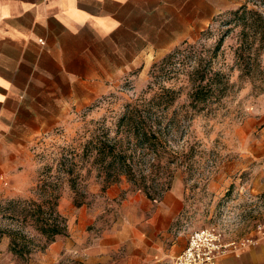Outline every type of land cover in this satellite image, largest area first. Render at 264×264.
Listing matches in <instances>:
<instances>
[{"label": "rangeland", "instance_id": "374dc122", "mask_svg": "<svg viewBox=\"0 0 264 264\" xmlns=\"http://www.w3.org/2000/svg\"><path fill=\"white\" fill-rule=\"evenodd\" d=\"M246 3L264 13V0H156L153 29L139 23L138 47H124L121 59L118 53L108 55L115 70L111 73L108 64L105 91L85 105L76 104L57 128L20 145L22 152L0 159V229L19 226L3 209L6 200L37 198L38 184L60 174L59 209L68 219V233L46 248L37 247L27 260L10 252V238L3 236L0 264H174L177 250L185 249L197 229L215 226L227 238L240 240L264 221L257 200L249 201L243 188L251 169H264V72L240 80L239 71L232 70L241 25L226 24L228 12ZM228 27L232 30L214 66L230 74L233 86L221 104L167 133L170 149L179 157L164 158L152 175L158 188L165 186L163 192L151 199L126 177L103 191L98 171L85 155L87 141L104 129L113 136L125 106L152 97L154 62L184 41L213 49ZM258 37L250 32L247 40L256 47L264 41ZM259 60L264 70V47ZM184 86V80L178 82L183 89L170 111L186 103ZM72 177L86 195L81 206L74 202Z\"/></svg>", "mask_w": 264, "mask_h": 264}, {"label": "crops", "instance_id": "0c3cea01", "mask_svg": "<svg viewBox=\"0 0 264 264\" xmlns=\"http://www.w3.org/2000/svg\"><path fill=\"white\" fill-rule=\"evenodd\" d=\"M155 1L0 0V159L105 91L108 64L115 70L108 55L138 47L140 21L153 29ZM250 171L245 196L263 215L264 169ZM217 264H264V238Z\"/></svg>", "mask_w": 264, "mask_h": 264}, {"label": "trees", "instance_id": "16d2710c", "mask_svg": "<svg viewBox=\"0 0 264 264\" xmlns=\"http://www.w3.org/2000/svg\"><path fill=\"white\" fill-rule=\"evenodd\" d=\"M228 14L231 18L226 20V24L236 22L241 25L232 70L239 71L240 80L249 78L255 72H264L259 60L264 41L255 47L247 40L250 32L255 37L264 38V13L250 9L246 3ZM249 15H253L254 21H249ZM231 30L228 27L213 49H205L197 41H184L154 62L150 71V86L155 90L152 97L128 103L115 124L113 136L104 129L96 131L87 141L85 155L89 157L91 168L98 171L103 191L126 177L151 199H156L155 195L163 192L165 186L158 188L152 175L164 158L175 160L179 157L171 151L167 133L179 127L184 120L209 110L211 105L221 104L233 86L230 74L214 66V57ZM167 80L174 82L167 85ZM181 80L186 84V103L182 104V108L170 111L183 89L177 88ZM73 164L77 165V161ZM63 165L64 159L60 168ZM60 175L56 179L42 180L37 186V198L5 201L3 209L10 212V217L16 219L19 226L16 229H0V238L8 236L9 251L21 259H29L34 249L46 248L59 236L68 233V219L59 209ZM70 186L75 192V204L81 206L85 202L82 197L86 195L77 187L75 177L70 179Z\"/></svg>", "mask_w": 264, "mask_h": 264}, {"label": "built area", "instance_id": "2783aa9c", "mask_svg": "<svg viewBox=\"0 0 264 264\" xmlns=\"http://www.w3.org/2000/svg\"><path fill=\"white\" fill-rule=\"evenodd\" d=\"M264 165V155L262 158ZM258 237L246 236L240 240L227 238L226 233L215 226L192 232L185 249L175 258L174 264H217L226 255L240 256L244 250L264 238V221L256 226Z\"/></svg>", "mask_w": 264, "mask_h": 264}]
</instances>
